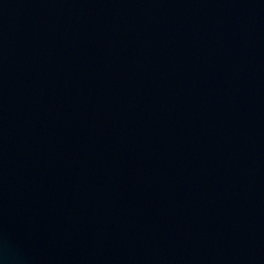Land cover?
<instances>
[{"label":"water","instance_id":"obj_1","mask_svg":"<svg viewBox=\"0 0 264 264\" xmlns=\"http://www.w3.org/2000/svg\"><path fill=\"white\" fill-rule=\"evenodd\" d=\"M0 264H264V0H0Z\"/></svg>","mask_w":264,"mask_h":264}]
</instances>
